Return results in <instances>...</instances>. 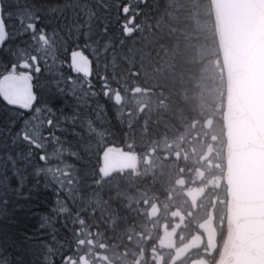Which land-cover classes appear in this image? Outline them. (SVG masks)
<instances>
[{"label": "trees", "instance_id": "trees-1", "mask_svg": "<svg viewBox=\"0 0 264 264\" xmlns=\"http://www.w3.org/2000/svg\"><path fill=\"white\" fill-rule=\"evenodd\" d=\"M19 1L42 19L33 31L17 15L12 25L5 22L0 75L40 50L42 33L45 47L61 54V62L67 59L61 52L75 43L94 61L93 76L83 79L70 66L42 57L45 85L34 78V107L10 108L0 98V264H60L78 215L92 211L86 205L89 180L97 176L104 148L156 149L167 138L189 137L193 122L203 124L216 107L223 113L228 80L212 0ZM126 98L131 108L123 113ZM143 105L147 110L139 111ZM61 167L79 172L75 185L64 182L63 197ZM136 178L129 174L122 196H110L111 205L99 207V214L110 212V223L97 218L99 232L104 221L118 232L119 219L137 217L134 203L144 197L135 189L148 178ZM76 185L86 204L74 203ZM148 189L157 194L165 186L151 182Z\"/></svg>", "mask_w": 264, "mask_h": 264}, {"label": "water", "instance_id": "water-1", "mask_svg": "<svg viewBox=\"0 0 264 264\" xmlns=\"http://www.w3.org/2000/svg\"><path fill=\"white\" fill-rule=\"evenodd\" d=\"M221 48L229 76L225 102L227 216L236 227L223 264H264V0H213ZM3 29L0 23V44ZM73 65L87 76L92 62L72 53ZM0 95L9 105L34 104L31 79L7 73ZM129 153L108 151L105 172L135 169Z\"/></svg>", "mask_w": 264, "mask_h": 264}, {"label": "flooded vegetation", "instance_id": "flooded-vegetation-1", "mask_svg": "<svg viewBox=\"0 0 264 264\" xmlns=\"http://www.w3.org/2000/svg\"><path fill=\"white\" fill-rule=\"evenodd\" d=\"M215 110L216 114L208 116L203 124L198 120L194 124L193 135L187 143L193 145L189 151L191 156H183L171 166L170 184L166 186L169 197L163 198L165 193L160 192V199L153 197L151 203L148 199L138 202L137 218L126 219L119 225V233L112 232L116 229L109 224L110 212L105 213V221L109 218L108 224L104 221L107 232L97 233L101 226L91 223V233L74 235L73 257L68 264L220 263L231 238V227L225 217L219 107ZM177 183L184 196L180 197L178 209ZM110 202L102 205L110 206ZM143 206H147V218L143 217ZM89 213L95 216L97 211L93 209ZM65 262L63 255L60 264Z\"/></svg>", "mask_w": 264, "mask_h": 264}, {"label": "rangeland", "instance_id": "rangeland-1", "mask_svg": "<svg viewBox=\"0 0 264 264\" xmlns=\"http://www.w3.org/2000/svg\"><path fill=\"white\" fill-rule=\"evenodd\" d=\"M3 1H4L3 2V4H4L3 7L5 9L4 17L6 18V21H7V23H8L9 26L12 25L13 19H14V17H16V15L19 16V17H21V20L22 21L24 19V20L29 21L31 23H33V21L34 22H39V20L42 19L41 17H39V14H38V16L36 15V11H34L33 9H31V7H28V6L24 5L23 2H21L19 0H3ZM43 45L44 46L41 47L40 49L43 50V53L44 54L45 53H48V54H54V55H56L55 52H53V51L49 50L47 47H45V42L43 43ZM74 46H78V43H75ZM62 54H65L66 55L65 51ZM41 56H45V55H39L38 57L42 58ZM28 57H29V55L25 56V61L26 62L23 61V60L15 61V63H13V65H12V67L10 69H16V68L19 67V69H21V70H26L27 72L30 71L33 74V77L37 79L38 85L41 86V88H43V85H45V83L42 84V82H41L42 81L41 80L42 77H40V75H39L40 72H41V70L39 68L40 66L33 64V62L31 61L32 59H30V58L27 61V58ZM38 61L39 60H37V62ZM57 66H59V64H57ZM43 82H44V80H43ZM48 92H49V90H48ZM46 95H48L47 92L44 95H42V98H43L44 101H46V98H45ZM64 170H65V168L61 167V169L59 170V172H63ZM63 182H64V180L62 181V183ZM169 184H170V180L169 181H166V182L163 181V185L164 186H168ZM58 188H59L60 191L65 192L64 191V188L61 185V182L59 183ZM166 189H167V187H166ZM176 194L178 196V199H177L176 202H180V197L182 198L183 192H182V190L177 185H176ZM169 195L170 194L165 193V195L163 196V198L169 197ZM77 205L78 206L82 205L81 204V201L77 202ZM98 215L103 216L102 213H100V214L98 213ZM66 255L67 254L65 253V256Z\"/></svg>", "mask_w": 264, "mask_h": 264}, {"label": "bare ground", "instance_id": "bare-ground-1", "mask_svg": "<svg viewBox=\"0 0 264 264\" xmlns=\"http://www.w3.org/2000/svg\"><path fill=\"white\" fill-rule=\"evenodd\" d=\"M98 220H99V219H98ZM99 222H100V221H99ZM90 223L98 224V223H97V219H95V218H93V219L90 218Z\"/></svg>", "mask_w": 264, "mask_h": 264}]
</instances>
